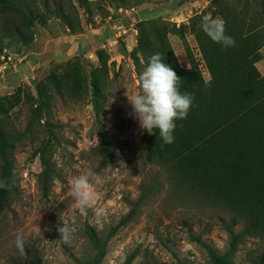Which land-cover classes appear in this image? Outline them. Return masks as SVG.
<instances>
[{
	"label": "rangeland",
	"instance_id": "rangeland-1",
	"mask_svg": "<svg viewBox=\"0 0 264 264\" xmlns=\"http://www.w3.org/2000/svg\"><path fill=\"white\" fill-rule=\"evenodd\" d=\"M13 1L24 13L31 10L37 17L29 27L31 39L27 45H20L13 35L8 40L0 38L2 52L31 49L45 61L32 68L30 82L25 78L13 90L2 89L5 86L0 80V97L14 95L8 97L4 120L6 131L14 136H9L12 190L0 211V264L22 262L23 256L15 246L17 235L23 237L25 249L36 253L39 264H88L95 250L87 228L105 240L109 229L128 212V203L138 199L136 215L106 239L98 264H209L205 246L223 253L228 242L223 227L230 216L227 209L197 196L165 169L145 161L148 133L130 115L126 96L141 92L131 59L135 24L154 19L176 26L185 24L193 15L207 10L211 0H143L127 16L123 11L128 9H120L121 13L102 0L83 6L72 0L77 31H70L57 14H49L42 0ZM54 3L68 15L67 0H47L51 12L55 11ZM72 33L84 35L65 38ZM167 40L181 68H188L190 55L201 78L208 79L191 35L184 34V41L168 35ZM259 51L261 60L254 66L261 75L264 46ZM50 74L65 77L67 94L60 97L54 93L46 80ZM92 79L101 94L97 114L92 109ZM37 89L45 95L39 119L32 116L38 102ZM3 108L7 110V106ZM100 134L111 146L112 163L106 167H99L95 155ZM48 137L43 159L49 174L42 185L44 167L37 152ZM88 172L95 174L93 187L98 195L94 206L82 211L71 195V181ZM63 222L76 228L70 246L60 241L56 230ZM262 252L263 238H244L238 242L231 263L255 264Z\"/></svg>",
	"mask_w": 264,
	"mask_h": 264
},
{
	"label": "trees",
	"instance_id": "trees-1",
	"mask_svg": "<svg viewBox=\"0 0 264 264\" xmlns=\"http://www.w3.org/2000/svg\"><path fill=\"white\" fill-rule=\"evenodd\" d=\"M67 1L68 15L60 12L59 4L54 3L53 12L48 10L47 0H42L41 5L49 14H57L70 31H77L79 27L72 0ZM75 1L81 6L96 3ZM102 1L114 10L134 8L143 2ZM0 15L3 23L0 25V38L8 40L13 35L20 45H27L31 39L29 27L37 15L31 10L24 13L13 0H0ZM204 16L223 18L226 34L234 38L236 46L225 49L214 43L200 26ZM135 31L131 59L138 81L149 58L160 53L163 61L180 78V92L190 93L194 97L187 118L175 122L173 143H164L158 128L153 129L154 134L147 135L144 159L165 169L192 193L218 203L221 209H227L230 216L223 223L228 235L225 251L218 254L206 246L205 249L209 264H232L231 257L239 241L244 238L264 239V74L260 75L254 66L261 59L259 50L264 46V0H211L207 10L193 15L185 24L176 26L162 19L142 20L135 24ZM184 34L193 37L198 60L208 75L205 81H210L208 86L190 55L188 68H181L174 57L167 36L175 35L184 41ZM19 51L10 50L9 53ZM46 80L56 95L62 97L66 93L64 76L50 74ZM89 85L92 109L97 114L101 94L93 79ZM36 92L38 102L32 109V116L39 119L44 111L45 95L40 89ZM8 97L13 98L14 95L0 97V179L6 178L11 184L9 136L14 135L6 131L4 123L10 104ZM4 106H7V110ZM47 135L51 136L49 129ZM48 143L49 137L37 152L44 167L41 171L42 185L49 174L43 159ZM110 148V142L100 134L95 150L99 167L112 163ZM7 198L8 191L0 189V211L7 205ZM128 204V212L109 229L106 239L136 215L139 199ZM236 226L240 227L237 231L234 230ZM87 236L95 250L88 264H98L104 256L106 239L100 240L92 228H87ZM195 241L199 239L195 238ZM25 252L20 264H39L33 250L25 249ZM263 257L264 252L255 264H261Z\"/></svg>",
	"mask_w": 264,
	"mask_h": 264
},
{
	"label": "clouds",
	"instance_id": "clouds-1",
	"mask_svg": "<svg viewBox=\"0 0 264 264\" xmlns=\"http://www.w3.org/2000/svg\"><path fill=\"white\" fill-rule=\"evenodd\" d=\"M201 28L209 38L223 48L235 47L234 38L226 34L225 21L221 17L204 16ZM142 91L134 96H127L131 105L130 115L139 122L140 129L149 135L153 129L160 130V138L164 143L171 144L175 137L176 121L186 119L193 105L194 97L190 93H181L179 90L180 78L177 73L166 64L160 53L153 54L144 71L139 76ZM210 85V81H205ZM95 174L88 172L76 176L71 181V195L76 205L82 211L92 208L97 200L93 181ZM0 189L12 190V185L6 178L0 179ZM59 239L63 244H71L72 234L76 228L63 222L57 226ZM25 241L17 235L15 246L21 256H25Z\"/></svg>",
	"mask_w": 264,
	"mask_h": 264
},
{
	"label": "crops",
	"instance_id": "crops-1",
	"mask_svg": "<svg viewBox=\"0 0 264 264\" xmlns=\"http://www.w3.org/2000/svg\"><path fill=\"white\" fill-rule=\"evenodd\" d=\"M87 1L93 2L96 0H87ZM118 10L121 12L120 9ZM128 11H132V8L128 10H124L123 14L127 16L126 13H128ZM77 35H81L80 37H82L84 34L83 33H75V34L72 33L69 35H65V38H67L68 40H71L72 37H75V38L78 37ZM31 42L33 43L34 40ZM39 55L40 54H38L37 52H34V53L31 52V49L30 50L28 49L27 51L24 50V52H18L15 54L5 53V52L0 53V80H2V85L5 86V87H2V89H4L5 91H7L8 89L13 90V88L19 86V83H24L25 78H28V81L30 82L33 79L32 76H30L32 74V68L34 66H37V67L40 66L45 61ZM260 60L257 63H255L256 67L258 66V63L260 62ZM8 63L10 66L8 65ZM262 74H264V70L261 71V75Z\"/></svg>",
	"mask_w": 264,
	"mask_h": 264
}]
</instances>
